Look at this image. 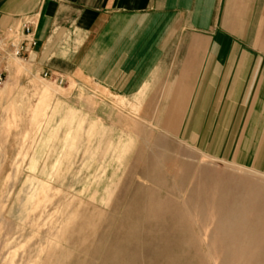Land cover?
Masks as SVG:
<instances>
[{
    "label": "rangeland",
    "instance_id": "374dc122",
    "mask_svg": "<svg viewBox=\"0 0 264 264\" xmlns=\"http://www.w3.org/2000/svg\"><path fill=\"white\" fill-rule=\"evenodd\" d=\"M58 66L0 59V264H264V211L219 213L264 195L263 173L180 138L158 88L118 96Z\"/></svg>",
    "mask_w": 264,
    "mask_h": 264
},
{
    "label": "crops",
    "instance_id": "0c3cea01",
    "mask_svg": "<svg viewBox=\"0 0 264 264\" xmlns=\"http://www.w3.org/2000/svg\"><path fill=\"white\" fill-rule=\"evenodd\" d=\"M26 21L25 61L118 96L158 88L180 138L264 174V0H0V35Z\"/></svg>",
    "mask_w": 264,
    "mask_h": 264
},
{
    "label": "bare ground",
    "instance_id": "6f19581e",
    "mask_svg": "<svg viewBox=\"0 0 264 264\" xmlns=\"http://www.w3.org/2000/svg\"><path fill=\"white\" fill-rule=\"evenodd\" d=\"M217 185L219 184H216L214 189V192L217 195L215 203H220L225 200L226 196L229 193V189H224V184L222 183H220L221 186H217ZM260 193H261L260 189L249 188L242 193L236 194L233 198L232 203L229 204L222 203L224 204V206L221 205V208L219 210V213H221L220 214L221 225L223 223H227L229 219L235 217L237 218L242 217V215L238 210L241 204L240 202H244V204L255 203V207L253 208V211L256 213V215H254V218L260 217L261 213H263L264 211V195L263 193L262 194Z\"/></svg>",
    "mask_w": 264,
    "mask_h": 264
},
{
    "label": "built area",
    "instance_id": "2783aa9c",
    "mask_svg": "<svg viewBox=\"0 0 264 264\" xmlns=\"http://www.w3.org/2000/svg\"><path fill=\"white\" fill-rule=\"evenodd\" d=\"M18 36L22 37L21 41L18 40ZM34 46L33 25L28 21L21 25L19 31L9 30L4 35H0V55L11 53L15 57L23 58L27 48H32ZM1 81L2 75L0 74V82Z\"/></svg>",
    "mask_w": 264,
    "mask_h": 264
}]
</instances>
